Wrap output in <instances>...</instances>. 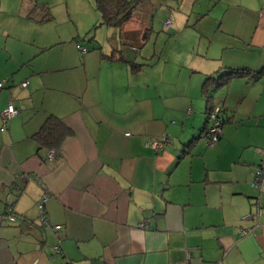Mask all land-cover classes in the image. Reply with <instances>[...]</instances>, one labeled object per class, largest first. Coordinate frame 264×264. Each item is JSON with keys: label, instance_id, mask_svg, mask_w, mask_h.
Here are the masks:
<instances>
[{"label": "crops", "instance_id": "crops-1", "mask_svg": "<svg viewBox=\"0 0 264 264\" xmlns=\"http://www.w3.org/2000/svg\"><path fill=\"white\" fill-rule=\"evenodd\" d=\"M162 5L167 10H157L166 16L157 12V19L171 18L163 30L175 37L180 25H194L188 11L198 7L194 23L203 46L176 65L164 60L147 72L152 56L140 49L131 56L111 44L82 54L70 42L59 51L63 41L52 42L50 32L27 34L32 43L17 54L9 34L1 35L0 112L9 101L19 111L7 124L0 114V211L15 215L0 223V264H264V182L250 184L254 148L264 146L229 151L232 140L222 128L235 120L227 98L233 84H241L244 100L250 94L259 102L251 115H264V75L254 82L234 77L224 86L218 141L209 149L198 137L206 122L205 76L221 66H264V0ZM206 14L207 25L200 22ZM133 18L106 25L119 30L122 43L140 48L143 25L149 26L141 14ZM133 62L141 66L132 70ZM50 114L72 130L53 159L33 137ZM164 134L170 142L162 150L145 144ZM43 193L44 222L37 208Z\"/></svg>", "mask_w": 264, "mask_h": 264}, {"label": "rangeland", "instance_id": "rangeland-1", "mask_svg": "<svg viewBox=\"0 0 264 264\" xmlns=\"http://www.w3.org/2000/svg\"><path fill=\"white\" fill-rule=\"evenodd\" d=\"M23 1L24 0H0V41H2L3 35L9 34V41L18 46L16 50L17 54L23 52V47L31 45L32 41L26 39L27 34H33V37L35 38L36 35L48 34L50 32L53 33L51 39L52 42H55L54 40H56L58 36L63 41L58 46L59 48H57L59 51L70 49V42L73 43L74 47L75 44H80L81 46L88 48L89 51H91L94 46L98 47L95 48L97 52L99 50L107 51V45L111 44L117 46V48L121 47L123 51L125 50L127 52V55L133 56V53L136 51L134 46L130 45V43L125 44L121 42V39L118 36V29H115L114 26L102 24L100 22V13L96 8L95 0H38L39 2H46L50 6L53 18L49 21L35 22L33 24H31L22 13L24 10V7L21 6ZM163 3L164 0H142L140 8L135 11L133 16L134 18H137V16L141 14V18L146 20L149 26L148 28L145 27V24L143 25L144 29L142 33H145L147 37H145V40L143 39V41L138 42L141 43L139 44L140 48L138 47L141 56L144 54L147 57L152 56L151 61L153 63L150 64L149 67L144 66L145 72L150 71L151 68L160 66L164 63V60L167 66L176 65L182 58H189L191 52H194V55L198 53V48L203 46L201 45L198 47L197 43V32L199 33V28L201 26H199V24L197 25L196 22L194 23V15L199 8H193V11L195 12H191L192 9L191 11H188L191 16L189 24L194 25L185 28L180 25L179 29L181 32L179 30L178 34H180L178 37H175L173 34H171L173 36L168 34L169 32L172 33V31L165 32L167 30H163V22L165 19L163 18L162 23L157 19L161 18L159 15H156L157 12L163 15V11L157 10L159 5L160 8L163 7L167 10L166 7L162 5ZM147 7L152 9L148 10ZM202 8H204V5ZM173 13L176 14V12ZM163 16L165 17L166 15ZM167 18L168 17H166V19ZM200 19H202L200 21L202 24L207 25V23H210L211 21V16H207L206 14L203 17H200ZM133 22L136 23V21ZM205 28L208 32L211 31L210 28ZM195 33L196 37H194ZM46 38H49V36L47 35ZM54 47L55 46H53V48ZM194 55L190 58H194ZM240 85L241 84H233L227 97L229 100V106L234 110L235 120L232 123L227 122L222 126V128L225 129L227 136L232 140L226 145L229 151H231L232 148L236 149L241 146H246V143L251 148L253 145L264 146V115H251V112L259 107V102L255 104L253 101L254 98L250 96V94H246L247 96L244 100V91L241 90ZM225 89L226 88L223 87L215 93V105H221L222 92ZM202 103L204 102L201 97L199 104L202 105ZM204 142L209 149H212V146L216 144V142L213 144H207L206 138L204 139ZM261 148L264 147L254 148L256 154H254L252 158H254V162L256 163L253 165V170L258 168L260 162L259 149ZM216 155L217 153L214 152L211 154V162H216ZM194 161H196V158ZM197 165L201 166L200 163ZM218 171V169L213 170V172ZM227 172L231 173L232 169L229 168ZM252 179L253 176L250 182Z\"/></svg>", "mask_w": 264, "mask_h": 264}, {"label": "trees", "instance_id": "trees-1", "mask_svg": "<svg viewBox=\"0 0 264 264\" xmlns=\"http://www.w3.org/2000/svg\"><path fill=\"white\" fill-rule=\"evenodd\" d=\"M141 3L142 0H95L96 8L101 13V22L105 24H114L116 26H121L130 20L134 16L135 11L140 8ZM24 4L25 6L22 13L28 18L35 21H47L53 17L50 6L46 2L24 0ZM163 28H165L164 24ZM77 45L78 44H76V46ZM134 49L137 51L138 46L134 45ZM131 65L132 70L141 66V64L137 62H133ZM262 75H264V66L259 70L221 66L216 70L215 74L206 75L201 84V93L205 99L206 122L200 130L198 137L204 138L207 134L209 112L217 106L214 104V93L219 88L227 86L234 77H246L248 81L254 82ZM218 115L220 116V126H222L226 119L222 117L220 107ZM71 133L72 130L70 127L59 117L50 114L46 117L40 128L34 133L33 137L38 142L41 149L52 147L57 151L63 139Z\"/></svg>", "mask_w": 264, "mask_h": 264}, {"label": "built area", "instance_id": "built-area-1", "mask_svg": "<svg viewBox=\"0 0 264 264\" xmlns=\"http://www.w3.org/2000/svg\"><path fill=\"white\" fill-rule=\"evenodd\" d=\"M171 18H167L164 21V27L168 28L171 24ZM81 53H84L86 51V48L81 46L80 44L77 45ZM3 80L0 81V88L3 86ZM28 84L27 80H23L21 82L22 86H26ZM19 111V108H17L12 101H9L7 106L0 112L1 114V120L3 124H6L15 114H17ZM219 112V107H214L213 110L209 112V124H208V129H207V134L204 136V139L206 138L207 144H213L215 143L221 132V126H220V116L218 115ZM128 134V133H126ZM170 142V137L167 134H164L159 137H151L148 140L145 141V144L153 148L155 151L162 150L168 143ZM56 149L55 148H46L44 151V156L47 159H53L56 155ZM260 153V162L258 165V168L254 170L253 173V179L250 182V184L254 187H260L261 183L264 182V148L259 149ZM47 194L43 193L39 200L37 201V208L39 211L40 219L42 222L45 221V211H44V202L47 199ZM260 207L257 208V212L260 211ZM15 220V215L12 212L10 208L0 211V223L4 224L7 222H12ZM50 227L53 230H58L60 225H50ZM248 230L247 229H241L240 232L241 234L246 233ZM61 250L59 242L54 245V251L59 252ZM189 258V253L188 257ZM179 264H189L188 260L180 262Z\"/></svg>", "mask_w": 264, "mask_h": 264}]
</instances>
